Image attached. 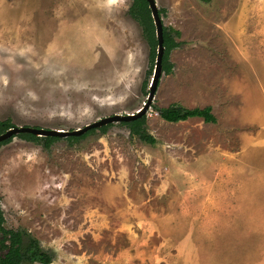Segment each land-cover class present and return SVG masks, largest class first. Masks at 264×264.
I'll list each match as a JSON object with an SVG mask.
<instances>
[{"label": "rangeland", "instance_id": "rangeland-1", "mask_svg": "<svg viewBox=\"0 0 264 264\" xmlns=\"http://www.w3.org/2000/svg\"><path fill=\"white\" fill-rule=\"evenodd\" d=\"M156 1L180 41L146 112L157 142L121 122L50 147L14 137L4 225L49 264H264V0ZM132 2L0 0V120L73 130L142 107L154 68ZM177 103L217 121L161 117Z\"/></svg>", "mask_w": 264, "mask_h": 264}, {"label": "trees", "instance_id": "trees-1", "mask_svg": "<svg viewBox=\"0 0 264 264\" xmlns=\"http://www.w3.org/2000/svg\"><path fill=\"white\" fill-rule=\"evenodd\" d=\"M162 11H164V9H161V12ZM129 12L144 28L145 37L150 47L149 58L152 68H154L157 57L158 38L156 26L147 0H133ZM178 33L179 31L171 26L164 25L163 27L165 46L163 70L167 74L173 71V63L169 59L170 52L180 45V41L177 40ZM159 113L162 118L170 122L184 121L192 117H201L205 122L215 123L217 121V117L213 113L212 106L210 105L206 107L188 108L177 103L159 108ZM121 123L127 125L131 133L139 137L142 141L149 144H155L157 142V138L148 131L146 126V114ZM109 125L110 124L104 125L100 127V129L105 131ZM12 126H14V124L10 119L0 120V133ZM94 130L95 128H92L80 136H69V138L78 140L92 133ZM18 136L25 140L41 143L46 147H50L55 140L59 139V136H37L32 133H20ZM12 139L13 138H9L0 142V146L4 143H8ZM4 222L5 217L0 200V264H49L53 261L54 254L44 249L40 240L34 236L31 231L25 228H7Z\"/></svg>", "mask_w": 264, "mask_h": 264}, {"label": "water", "instance_id": "water-1", "mask_svg": "<svg viewBox=\"0 0 264 264\" xmlns=\"http://www.w3.org/2000/svg\"><path fill=\"white\" fill-rule=\"evenodd\" d=\"M149 8L151 9L152 17L156 26V34L158 38V49H157V57L156 63L154 67V73L152 77V81L150 83V91L147 97V101L144 105L136 112L119 114L115 113L113 115H109L103 117L97 121L89 123L84 127H79L73 130H65L59 128L47 129L43 127L30 126V125H14L8 128L6 131L0 133V142H3L11 137H15L20 133H32L37 136H59V137H68V136H80L86 133L88 130L92 128H100L104 125L114 123V122H127L146 114L147 110L150 108L159 85L160 78L164 72L163 70V56L165 52L164 46V37H163V27L164 23L162 21L158 4L156 0H147Z\"/></svg>", "mask_w": 264, "mask_h": 264}, {"label": "flooded vegetation", "instance_id": "flooded-vegetation-1", "mask_svg": "<svg viewBox=\"0 0 264 264\" xmlns=\"http://www.w3.org/2000/svg\"><path fill=\"white\" fill-rule=\"evenodd\" d=\"M18 135H19V134H18ZM18 135H17V136H18ZM15 137H16V136H15ZM11 138H14V137H11Z\"/></svg>", "mask_w": 264, "mask_h": 264}]
</instances>
